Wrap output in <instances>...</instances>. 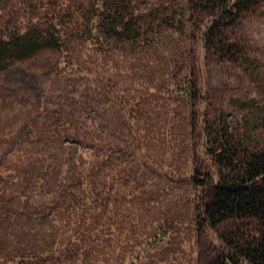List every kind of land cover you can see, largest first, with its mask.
<instances>
[{
	"label": "rangeland",
	"instance_id": "374dc122",
	"mask_svg": "<svg viewBox=\"0 0 264 264\" xmlns=\"http://www.w3.org/2000/svg\"><path fill=\"white\" fill-rule=\"evenodd\" d=\"M186 3L0 0V35L52 24L59 40L0 71V264L227 251L244 219L199 217L214 169L204 123H247L264 148V2L231 28L238 60L204 47L211 14Z\"/></svg>",
	"mask_w": 264,
	"mask_h": 264
},
{
	"label": "trees",
	"instance_id": "16d2710c",
	"mask_svg": "<svg viewBox=\"0 0 264 264\" xmlns=\"http://www.w3.org/2000/svg\"><path fill=\"white\" fill-rule=\"evenodd\" d=\"M263 2L187 0L186 5L194 12L211 14L203 32L204 47L214 54L238 60L242 52L232 39L231 28L244 13ZM120 32L115 27L114 36ZM58 42L52 24L44 29L14 30L0 35V71L43 48L57 47ZM259 80L264 84V77ZM193 96L196 98V92ZM241 104L247 112L249 105ZM204 129L214 169L209 173L210 183L199 217L209 226L228 219H244L243 227L226 239L227 251L210 264H264V148L251 143L253 130L247 123L243 134L220 114L206 117Z\"/></svg>",
	"mask_w": 264,
	"mask_h": 264
}]
</instances>
